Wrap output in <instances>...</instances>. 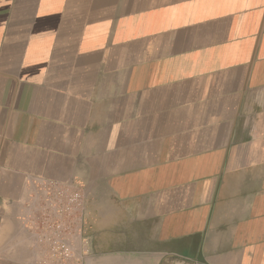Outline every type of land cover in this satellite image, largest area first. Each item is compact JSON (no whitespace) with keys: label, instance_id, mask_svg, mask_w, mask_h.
Instances as JSON below:
<instances>
[{"label":"crops","instance_id":"obj_1","mask_svg":"<svg viewBox=\"0 0 264 264\" xmlns=\"http://www.w3.org/2000/svg\"><path fill=\"white\" fill-rule=\"evenodd\" d=\"M35 179L86 264H264V0H0V264Z\"/></svg>","mask_w":264,"mask_h":264},{"label":"built area","instance_id":"obj_2","mask_svg":"<svg viewBox=\"0 0 264 264\" xmlns=\"http://www.w3.org/2000/svg\"><path fill=\"white\" fill-rule=\"evenodd\" d=\"M30 188L25 223L35 239L32 264H86L92 244L84 230L83 188L46 179Z\"/></svg>","mask_w":264,"mask_h":264}]
</instances>
